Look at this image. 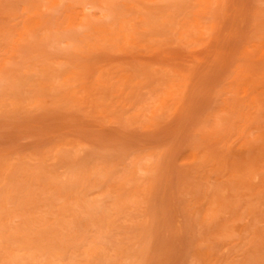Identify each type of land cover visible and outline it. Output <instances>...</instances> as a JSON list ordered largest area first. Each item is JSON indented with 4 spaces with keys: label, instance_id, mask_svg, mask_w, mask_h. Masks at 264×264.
I'll use <instances>...</instances> for the list:
<instances>
[{
    "label": "rangeland",
    "instance_id": "1",
    "mask_svg": "<svg viewBox=\"0 0 264 264\" xmlns=\"http://www.w3.org/2000/svg\"><path fill=\"white\" fill-rule=\"evenodd\" d=\"M58 1L0 0V75L37 72L0 81L1 207L33 212L52 175L106 167L85 191L96 224L48 261L264 264V0H115L165 12L130 10L117 37L106 3Z\"/></svg>",
    "mask_w": 264,
    "mask_h": 264
},
{
    "label": "bare ground",
    "instance_id": "2",
    "mask_svg": "<svg viewBox=\"0 0 264 264\" xmlns=\"http://www.w3.org/2000/svg\"><path fill=\"white\" fill-rule=\"evenodd\" d=\"M71 1L72 4L82 6L88 4L103 6L106 3L111 9L109 8V12L105 14L109 27H103V30L106 28L104 31L108 32L107 30L111 28L113 37L119 36L124 31V23L130 10H133L132 16L136 15L147 27L165 22L163 10L147 14L142 12L136 3L135 7L129 9L126 1H123L118 8L115 6V0ZM159 1H163L167 8H179L180 0ZM57 3H59L58 0ZM115 7L118 9L117 11L115 9L116 12L112 10ZM32 24L34 28H38L42 22L34 20ZM74 24L76 21H73L70 26ZM51 36L52 32H46L44 38L48 39ZM63 71V65L52 67L49 75L51 84L63 85L65 77ZM29 73L27 77L17 76V78H11L8 73H5L0 75V81L6 80L11 93L21 89L25 84L34 89L36 84L35 80L31 79V75H37V72L32 70ZM108 171L106 167L92 169L88 173V184L83 182L72 187L74 171L72 165H69L66 177L52 175L55 181L48 189L50 197L45 198L33 212L24 211V213L15 214L10 209V205L5 204L2 207L0 205V251L5 253L1 255L0 264H55L54 260L48 261L49 254L59 257L66 245L70 244L71 237L79 236L85 229L96 224V216L102 210L101 200L99 197H87L88 193L85 191L102 185ZM74 189H80L83 192L79 193ZM9 194L6 193L0 200H9ZM61 201H64V204H61Z\"/></svg>",
    "mask_w": 264,
    "mask_h": 264
}]
</instances>
